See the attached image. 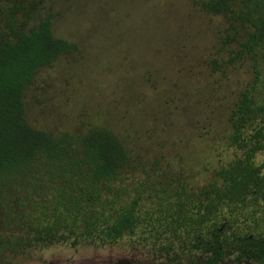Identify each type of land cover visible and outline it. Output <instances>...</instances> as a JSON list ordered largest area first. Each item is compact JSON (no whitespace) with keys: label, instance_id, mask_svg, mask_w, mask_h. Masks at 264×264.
<instances>
[{"label":"rangeland","instance_id":"obj_1","mask_svg":"<svg viewBox=\"0 0 264 264\" xmlns=\"http://www.w3.org/2000/svg\"><path fill=\"white\" fill-rule=\"evenodd\" d=\"M201 1L41 5L43 14H54L55 36L76 50L37 72L25 92L26 118L54 135L113 130L131 167L107 197L120 199L121 207L139 199L144 218L155 219L160 205L174 204L179 193L183 198L207 188L218 170L241 155L229 142V117L252 78L250 61L228 63V50L220 44L226 21L201 11ZM255 161L264 165V151ZM146 224L116 244L81 241L73 247L69 240L25 251L5 264H159L163 240L155 238L154 220ZM258 232L264 234V224Z\"/></svg>","mask_w":264,"mask_h":264},{"label":"trees","instance_id":"obj_2","mask_svg":"<svg viewBox=\"0 0 264 264\" xmlns=\"http://www.w3.org/2000/svg\"><path fill=\"white\" fill-rule=\"evenodd\" d=\"M43 0H0V264L23 252L71 241L116 244L154 220L159 264H264V0H204L223 17L228 63L250 61L252 78L229 117L230 145L241 152L199 193H179L157 217L139 199L118 206L107 194L131 167L122 140L107 127L54 135L30 125L25 92L37 72L75 52L56 37ZM32 24L30 28H24ZM217 61L213 64L216 66ZM119 208V209H118ZM250 231V232H249Z\"/></svg>","mask_w":264,"mask_h":264}]
</instances>
